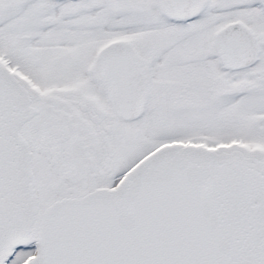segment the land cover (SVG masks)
Here are the masks:
<instances>
[{
    "label": "snow or ice",
    "instance_id": "6c2138e0",
    "mask_svg": "<svg viewBox=\"0 0 264 264\" xmlns=\"http://www.w3.org/2000/svg\"><path fill=\"white\" fill-rule=\"evenodd\" d=\"M0 264H264V0H0Z\"/></svg>",
    "mask_w": 264,
    "mask_h": 264
}]
</instances>
